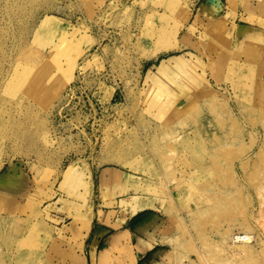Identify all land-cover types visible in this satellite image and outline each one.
I'll use <instances>...</instances> for the list:
<instances>
[{
    "label": "rangeland",
    "instance_id": "374dc122",
    "mask_svg": "<svg viewBox=\"0 0 264 264\" xmlns=\"http://www.w3.org/2000/svg\"><path fill=\"white\" fill-rule=\"evenodd\" d=\"M144 214L155 264H264V0H0V264H133L88 246Z\"/></svg>",
    "mask_w": 264,
    "mask_h": 264
},
{
    "label": "crops",
    "instance_id": "0c3cea01",
    "mask_svg": "<svg viewBox=\"0 0 264 264\" xmlns=\"http://www.w3.org/2000/svg\"><path fill=\"white\" fill-rule=\"evenodd\" d=\"M149 214H144L138 222L133 223L131 227L128 230H125L119 234H112V231H109L105 226H99L98 230L96 231L93 240H91L88 248H89V257L90 259L94 256L96 257L98 254V251L100 247L104 246L107 249L119 247V245H124V242L126 243V248L128 249V252L131 251L134 256V262L133 264H155L158 262L157 258H151L149 254L153 249H150L148 247V244L144 239H141V241H136V236H143V229L142 225L150 218L151 215L146 217ZM148 218V219H147ZM144 220V223H143ZM104 230L106 232L104 233ZM124 237L127 238V240H124ZM121 238V241L120 239ZM154 247V246H153ZM149 256V257H148ZM154 260V261H153Z\"/></svg>",
    "mask_w": 264,
    "mask_h": 264
},
{
    "label": "bare ground",
    "instance_id": "6f19581e",
    "mask_svg": "<svg viewBox=\"0 0 264 264\" xmlns=\"http://www.w3.org/2000/svg\"><path fill=\"white\" fill-rule=\"evenodd\" d=\"M51 58H52V56L47 58L42 63L41 67H39V70L43 71V69H45V67L49 64ZM73 61H75V60H73ZM73 69H74V67L72 69H69L68 71L64 70V71H62V73L60 75H57V76L49 75V77L47 79H42V77L34 78L35 83L33 84V86L40 87L41 92L45 93L47 95V97H49L48 102L46 101L47 104H49V105L52 104L53 103L52 101L54 99L58 98V96H60L61 93H63L62 91L64 90V88L72 80V75H73L72 70ZM50 100H51V102H50ZM46 102H44V103L46 104ZM67 175H69V173ZM244 229H245L244 232L231 234L230 232H232L233 229L230 228L229 230L226 231L224 238L226 239L229 237V239H231V243L233 245H236V246L240 245V249L238 248V250H236V254L240 253L241 255L247 256L248 254L253 253L252 251H250V244H252V243L238 241V239L236 237L238 236V234L241 233V234H245L246 236L253 238L254 242H256V236L253 235V233L250 231L249 228H247V226ZM247 229H249V230L247 231ZM249 262L252 263V261H249Z\"/></svg>",
    "mask_w": 264,
    "mask_h": 264
},
{
    "label": "built area",
    "instance_id": "2783aa9c",
    "mask_svg": "<svg viewBox=\"0 0 264 264\" xmlns=\"http://www.w3.org/2000/svg\"><path fill=\"white\" fill-rule=\"evenodd\" d=\"M236 238L238 239V241H241V242H250V243L254 242L253 238L246 236L245 234H241V233L238 234Z\"/></svg>",
    "mask_w": 264,
    "mask_h": 264
}]
</instances>
